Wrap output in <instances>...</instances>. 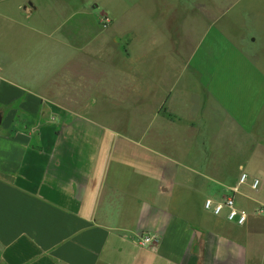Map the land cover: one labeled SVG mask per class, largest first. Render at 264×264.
Returning <instances> with one entry per match:
<instances>
[{
    "label": "crops",
    "instance_id": "0c3cea01",
    "mask_svg": "<svg viewBox=\"0 0 264 264\" xmlns=\"http://www.w3.org/2000/svg\"><path fill=\"white\" fill-rule=\"evenodd\" d=\"M261 194L264 0H0V264H264Z\"/></svg>",
    "mask_w": 264,
    "mask_h": 264
},
{
    "label": "built area",
    "instance_id": "2783aa9c",
    "mask_svg": "<svg viewBox=\"0 0 264 264\" xmlns=\"http://www.w3.org/2000/svg\"><path fill=\"white\" fill-rule=\"evenodd\" d=\"M108 22L109 21L107 19L104 20V26H106ZM246 184H249L253 190H258L260 186V180L250 179L248 174L243 173L240 176L239 186H243ZM238 193L239 189L236 188L230 193L220 196L218 198H206L204 202V209L214 216H224L229 223L235 224L236 226H246L251 214L247 209L237 205L236 196ZM254 215L263 216L264 207L258 206L254 211ZM160 242L161 238L157 234H142L139 237V245L142 248L156 246Z\"/></svg>",
    "mask_w": 264,
    "mask_h": 264
},
{
    "label": "rangeland",
    "instance_id": "374dc122",
    "mask_svg": "<svg viewBox=\"0 0 264 264\" xmlns=\"http://www.w3.org/2000/svg\"><path fill=\"white\" fill-rule=\"evenodd\" d=\"M101 20H100V23H101V25L105 28V26L103 25V23H104V18H103V15L101 16V18H100ZM109 35H113V33H110ZM142 36H143V39H142V43L140 44V46H137V57H138V60H141L142 58H143V56L147 53V52H149L150 50H151V46H150V42H151V39L149 38V36L147 35V36H144V34H142ZM257 52H259V49H258V46L256 47V52L255 53H257ZM191 100H195V98H191ZM161 113L163 114V115H166V116H168V111L166 110V109H162L161 110ZM235 136H236V140H234V144H235V147L237 148L238 147V145H241V138L239 137V136H237V134H235ZM194 142V141H193ZM191 147H192V145H191ZM208 148H209V143L208 142H206V141H199V152L201 153V151H203V150H205V152H207V150H208ZM201 149V150H200ZM203 149V150H202ZM192 151V150H191ZM188 159H192V158H190V157H188ZM243 173H245V172H243ZM243 173H241V175L243 174ZM240 175V176H241ZM240 176H239V179H238V182L236 183V185L234 186V188H232V189H230L229 191H233V190H235L237 187H239V180H240ZM245 188H246V185H243V186H241L240 187V189H239V193H241V191L244 193H247L248 195H250L251 197H254V198H257V196H259L260 197V194H258V191L260 190V186H259V188H258V190H253L252 188V192L249 190V191H247V190H245ZM242 189V190H241ZM240 195H238L237 194V196H236V203H237V205L238 206H240V207H244V205H247L248 203L246 202V201H249V199H245L244 198V205L243 206H241L242 205V200L240 199V197H239ZM261 196H264V194H261ZM245 208V207H244Z\"/></svg>",
    "mask_w": 264,
    "mask_h": 264
}]
</instances>
